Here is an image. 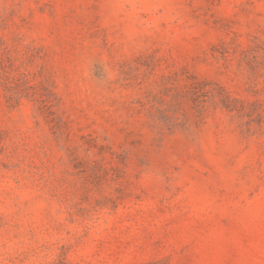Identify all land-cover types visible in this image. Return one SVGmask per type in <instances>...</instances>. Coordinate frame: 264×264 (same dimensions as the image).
<instances>
[{
	"label": "rangeland",
	"instance_id": "rangeland-1",
	"mask_svg": "<svg viewBox=\"0 0 264 264\" xmlns=\"http://www.w3.org/2000/svg\"><path fill=\"white\" fill-rule=\"evenodd\" d=\"M0 264H264V0H0Z\"/></svg>",
	"mask_w": 264,
	"mask_h": 264
}]
</instances>
